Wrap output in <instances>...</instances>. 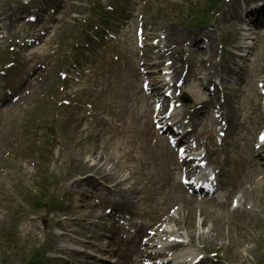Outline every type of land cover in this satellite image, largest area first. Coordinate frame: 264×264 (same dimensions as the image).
Returning <instances> with one entry per match:
<instances>
[{
    "label": "rangeland",
    "instance_id": "obj_1",
    "mask_svg": "<svg viewBox=\"0 0 264 264\" xmlns=\"http://www.w3.org/2000/svg\"><path fill=\"white\" fill-rule=\"evenodd\" d=\"M33 1L0 0L3 10L0 23H7L9 14L16 11L19 5L23 6L20 9L31 12L44 0H36L34 5ZM193 2L203 6V0H47L49 7L56 9L55 13L49 12L36 21L31 32L39 36V42H27L24 47L15 40L24 33L22 16L14 17L17 20L14 27L6 30L4 26L0 27V51L5 58L2 60L13 58L16 61L12 64L15 65L12 72L6 76L0 73V86L2 82H10L14 75L24 79L34 68L43 70L18 103L0 109V264L20 263L16 262L17 255L5 248V236L9 231L22 239L20 244L27 246L28 238L37 236L35 240L45 243L53 264H71L68 263L70 257H58L59 247L71 246L76 252H85V247L88 248L87 243L85 247L83 245L85 241L78 243V237L63 235V230L71 229L77 234L82 232L85 234L83 240L92 242L87 234H94L96 230L91 224L96 223V209L94 206L86 207L90 202L80 195L83 190L90 197L89 187L94 181L89 182L90 186H76L73 181L78 179L79 174H85L81 168L93 162L87 158V165L77 161L69 151L71 146L80 148V153H83L95 149V145L100 143L98 146L103 147L104 157L108 158V162L112 160L119 176L107 165L99 164L94 171L110 178V186L122 177L127 178L119 186L134 189V198L123 206L127 210L145 216L156 211L155 216H158L166 200L177 206L175 199L183 196L173 187L176 184L174 155L165 140L153 137L147 101L140 90L137 68L141 59L133 43L135 27L140 20H144L140 25L146 34L157 38L164 35L167 28L210 35L213 46L209 53L207 50L204 54L201 50L189 52L185 50V44L168 43L173 46L171 50L154 54L151 64L156 66L157 71L163 67L168 55H177V65L186 66L182 93L189 97L186 106L190 107L207 98L202 92H206L203 84H195L194 78L212 70V67L216 68L217 77L225 79L222 82L225 86L221 87L219 83L217 89H226L223 97L232 120L221 152H213L215 161L212 155L210 158L214 165H222L221 181L224 185L233 186V193H241L243 205L240 204L232 213L225 205L216 204L213 200L198 204L185 193L193 199L192 205L180 207L182 211L179 212L185 213L183 220L170 224V233L182 237L188 233L192 245L185 248L186 252L202 245L206 252L222 249L220 264H254L264 257V172L255 164L251 151L255 134L264 123L256 87V81L264 76V22L253 24L256 32L252 33V38H242L251 47L247 49L245 58L239 61L242 68L237 72L235 64L233 67L229 64V50L230 43H238L240 20L236 22L231 17L232 10L227 12L224 8L219 15L214 13L210 24L192 28L191 20L183 9ZM90 23L107 26L109 33L116 37L109 46L100 48L99 54L92 56L82 53L81 48ZM96 37L104 43L109 34L99 30ZM220 41L223 47L218 58ZM10 45L14 48L11 49ZM205 56L207 61L199 65ZM89 63L91 67L87 66ZM0 65H3L1 61ZM88 69H102V77L86 73L80 77L83 70ZM239 77V82L233 85L230 80ZM84 100L90 102L91 110L104 121L115 123L113 126H102L99 137H85L87 123L82 121V112L74 121V110L80 109L79 102ZM84 110L89 112L87 108ZM44 116L45 120L54 122L46 134H42L45 131L43 128L38 130ZM197 118H201L202 123L194 125L195 134L205 138L208 144L212 143L209 146L215 150L213 136L219 128L207 118V108L193 117ZM46 138H53V141ZM171 171L173 174L169 176ZM80 176L79 180L84 179ZM128 191H124L126 197ZM37 193L45 202L43 209L35 211L21 206L22 197L31 200V195ZM152 199L156 201L154 204L150 201ZM15 209L19 220L12 217ZM199 213L203 217H199ZM65 214L67 217L64 219ZM204 217L207 223L202 225ZM104 222L98 221L106 227ZM212 226L215 231L209 232ZM230 240L234 242L230 243ZM195 250L197 253L200 251ZM211 260L208 259L205 264H213Z\"/></svg>",
    "mask_w": 264,
    "mask_h": 264
},
{
    "label": "bare ground",
    "instance_id": "obj_2",
    "mask_svg": "<svg viewBox=\"0 0 264 264\" xmlns=\"http://www.w3.org/2000/svg\"><path fill=\"white\" fill-rule=\"evenodd\" d=\"M166 30H167L166 39L168 40V43H176V45H182V42L186 41V40H191V41H196V42L198 41V40H196L195 36H187V35H185L186 33H181L180 31H178L176 29L167 28ZM150 57H151L150 56V52H148V54L146 56H144V59H143L144 60L143 65L146 66L147 69H153L154 68V66H152L150 61H149ZM171 61H172L171 62L172 66H174L175 63L177 62L176 59H173ZM146 75L149 76L150 85L152 87V90H151L152 97L156 96L158 94V92L161 90L163 85H165V84H166V86L168 85L167 84L168 82L166 81V78L165 77H161L159 75L156 77L154 71H152L150 73H146ZM175 76H176V78H179V76H180V73L178 71H176V70H175ZM204 80L205 79H201L199 77H195V79H194L196 84H198V83L202 84ZM202 92L207 97L206 102L207 103H211L212 102V95L211 94H206V92H204V91H202ZM5 98H6V96L3 95L1 97V100H4ZM218 107L221 110H225L226 109L225 106L223 105V103H219ZM226 111H227V109H226ZM161 114H162V109H160L158 111V114H157L156 117L158 119H161V120L165 119V121H163V125H166V120L171 115L169 114L168 117H166V115H161ZM220 120H222L225 123L229 124V118L228 117H224L222 115ZM95 122L96 123H88L87 124V128L85 130V137L96 138V137H99L102 134V130L99 128V126L97 124V123L101 122V119H100V121H98L96 119ZM179 128L187 129L184 134H181L179 132L176 133V134H179V138L178 139L180 141H185V140H182V138H185V136H187V135H189L191 133L192 126L187 128L186 125L179 124L177 129L179 130ZM165 129H167V127ZM98 144H100V143H98ZM98 144L95 145L96 146L95 149L91 148V149H89L88 152L84 151L83 153H80V148H74L72 146L69 148V151L71 152V154H73L75 156L77 161H80V162H82V163L87 165V163L85 162V160L87 158V160H90L91 162H93L90 166L87 165L86 168H81L82 171L85 173V178L83 179V181H80L78 179L74 180L73 181V185L80 186L82 182H83L84 185H87V184L90 185L89 182L94 181V184L91 185V189H92L91 198H95V197L107 198L109 196H113L115 198V203L111 206V208L108 211L107 210L99 211V213L97 214V217H101V218H103V217H111V218H114L115 216H117L119 219H121L123 217V213L121 211V207H122L123 203H125L126 201H128L131 198L132 192L128 191V195L126 197L124 195V191H126V190L117 191V190H114L112 188H108L107 186H105L104 183L109 181L110 178H106L103 175L99 174L98 172L94 171V169H96V168L98 169L99 168V164H102V165H107L113 172H115L119 176V173L116 171V167L113 164L112 160L110 162H108V160H107L108 158L104 157V153L105 152L103 151V147L98 146ZM76 146H78V145H76ZM187 148H188V146H187ZM255 152L258 153V150L255 151ZM207 153H208V151L205 152V154H207ZM84 155H85V157L83 158ZM170 174H169V176H170ZM115 178L119 179V177H115ZM125 179L126 178L120 179V180H116L114 187L115 188L119 187L122 182H125ZM173 187H176L179 192L184 193V188L180 184H175ZM200 189H201V191H204V189H202L201 187H199V191H200ZM81 195H84V192H81ZM205 195H206V193H205ZM171 197H172V195H171ZM175 200L179 204V205L177 204V207H176V211H175L176 216H169L167 214L168 209L172 205V202L169 203L168 200H166L165 204H163L162 210H163V215L165 216V218L163 220H164V224H165L166 229H168V227L171 226L170 224H173V223L176 224L175 222L178 219L183 220L184 216H181V213L179 212V211H182V210H179L180 207H187L188 208V207H191V205H192L191 201L186 196L178 197ZM188 217H189V215L187 216V218ZM190 218H191V221H192V218L194 219V215H191ZM120 223L123 224L122 222H120ZM205 223H207L206 222V217H204L201 220L200 224L204 225ZM131 226H134V224H132ZM148 226H149V224H146L145 226H141L138 229L136 227L135 230H137L138 238H137V240L134 239V238H130L129 240H127L126 243L128 244L127 249H128V252H129L128 253L129 255L127 256L128 260L126 261L125 256L122 255L121 259H123V260H122V262H120V264H131V262L133 260V256H136V257L140 256V252H139V249H138V247L141 246V243H140L141 240L140 239H141V237L143 235L146 234V229H147ZM120 228H122V227H117V229H120ZM212 231H215L214 230V226H212L209 229V232H212ZM161 232L163 233L164 229H162L160 231L159 228L157 227V229H155V232L152 235L150 234L148 240L149 241H158V242L163 241L164 242L163 246H166V245L171 246V247L165 248L167 250L172 249V247H174V246L180 245V243H175L174 241L167 240L166 238L163 239L161 234L158 235ZM91 238L94 239L95 241H98V242L102 241L101 236H91ZM109 241L110 242H106V244L96 245V247L99 248V249H102L104 251H106V249H109L108 252H115V254L120 255V251H119L118 248H116L115 250L110 249V247L114 243L113 242V238H110ZM232 242H234V240H230V243H232ZM132 246H134L135 251H134V249L131 251V247ZM165 249L161 250V255L165 253ZM76 256L78 257V258H76L77 262L79 261L78 263L95 264L96 260L93 261L92 257H90V256L83 255V258H82V256L79 253H76ZM84 258L86 260H84ZM78 263H75V264H78Z\"/></svg>",
    "mask_w": 264,
    "mask_h": 264
},
{
    "label": "snow or ice",
    "instance_id": "obj_3",
    "mask_svg": "<svg viewBox=\"0 0 264 264\" xmlns=\"http://www.w3.org/2000/svg\"><path fill=\"white\" fill-rule=\"evenodd\" d=\"M261 141L264 142V134L261 135Z\"/></svg>",
    "mask_w": 264,
    "mask_h": 264
}]
</instances>
